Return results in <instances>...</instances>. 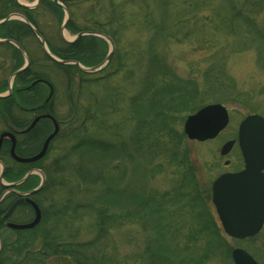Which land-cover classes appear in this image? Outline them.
<instances>
[{
    "label": "rangeland",
    "instance_id": "rangeland-1",
    "mask_svg": "<svg viewBox=\"0 0 264 264\" xmlns=\"http://www.w3.org/2000/svg\"><path fill=\"white\" fill-rule=\"evenodd\" d=\"M19 1L32 6L30 14L41 30L40 37L32 35L36 38L18 33L19 40L25 48L26 42V53L36 63L49 61L41 38L61 47L60 25L65 15L45 3L36 5V0ZM67 6L78 30L103 31L116 47L109 62L95 72L59 69L55 63L50 69L41 68L52 74L55 109L60 118L69 119L70 127L69 134L52 145L54 214L48 237L62 243L88 242L87 253L102 264H148L149 247L160 244L167 257L163 264H175L183 243L179 228L185 231L189 224L206 220L199 208L205 198H179L176 193L183 169L189 168L190 159L203 182L198 190L205 192L220 165L221 145L235 136L245 116L264 115V0H71ZM6 11L19 13L13 8ZM65 33L69 40L76 35L69 30ZM95 45L84 53V61L95 64L111 48L104 39ZM22 63L20 59L18 66ZM13 67L12 50L0 45V77L8 79ZM163 86L162 105L157 110L167 115L158 124L136 113L133 102L136 99L143 110L146 100L157 94L151 88ZM67 99L68 115L63 106ZM212 103L227 108L229 123L211 140L188 139L183 131L185 117ZM82 138L127 148L133 159H113L110 167L120 164L126 169L123 182L132 191L165 195L166 200L156 205L159 213L109 207L113 221L100 235L96 209L86 205L92 200L96 207L105 204L102 192L76 180L75 168L81 163L89 165L96 156L84 150L81 159L73 147ZM76 204L80 206L77 211ZM32 236L36 245L41 234L36 231ZM258 244L264 249V237L250 244L254 252V248L259 251ZM191 248L199 254L220 247ZM49 264L70 262L51 258Z\"/></svg>",
    "mask_w": 264,
    "mask_h": 264
},
{
    "label": "flooded vegetation",
    "instance_id": "flooded-vegetation-1",
    "mask_svg": "<svg viewBox=\"0 0 264 264\" xmlns=\"http://www.w3.org/2000/svg\"><path fill=\"white\" fill-rule=\"evenodd\" d=\"M22 32L0 30V39L11 40L14 39L11 35L16 36ZM25 33H30V37L34 35L32 30L25 31ZM14 40L26 52L29 50L25 41L26 48L21 44V41ZM0 45L4 49L10 47L8 49L11 50L13 46H16L10 42H0ZM18 51H20L19 48ZM43 54L49 61L38 60L36 63L28 54V65L11 82L10 77L8 79L0 77V264L7 259L20 258L19 255L7 254L10 251L5 250V245L9 247L12 242L16 243L22 236L30 237L36 231H40L41 234L43 228H45L46 233L50 234L52 232V230L50 232L54 214L52 145L57 138L68 135L70 127L69 119L60 118L63 116H60L55 109L52 74L48 70L44 76L40 77L28 73L29 70L35 67L50 69L53 66L55 61L50 59L44 50ZM2 59H5V57H2ZM19 60L18 56L14 57V67L11 75L16 69L25 65L26 60L21 66L14 69ZM62 65L72 64L64 63ZM25 72L26 75L19 76ZM68 103V99L65 100L64 104L62 103L65 108L67 107V115L69 114ZM55 122L58 125L56 136L50 141L44 155L33 159L40 153L47 137L54 130ZM238 130L239 126L235 136L227 139H234L236 142L228 154L221 157L220 165L212 173L209 187L205 188V192L198 190L203 182L197 178V169L194 168L195 164L190 159L189 168L183 169L184 174L182 175L184 178L180 180L181 185L177 188L176 193L179 198H196L197 196L205 198L199 208L203 210L206 220L189 224L185 231L181 227L179 228L178 233L181 234L180 238L183 243H181V247H178L175 264H237L235 261L236 256L233 253L237 248L247 251L255 262H247L246 264H264V249L260 245L263 241L257 245L259 251L254 248V252L252 245H250L256 238L264 237V224L252 236L242 239L232 237L225 231L217 214L216 206L212 201L214 180L221 174L236 173L245 167L243 152L237 142ZM233 155H236L237 158H233ZM206 199H208L210 205H208ZM34 204L41 212L40 222L36 226L24 229L11 226V224L31 222L37 214ZM42 223L44 224L42 225ZM22 232L24 234H21ZM199 245L220 248L214 249V252L207 250L205 253L193 254L191 247Z\"/></svg>",
    "mask_w": 264,
    "mask_h": 264
},
{
    "label": "trees",
    "instance_id": "trees-1",
    "mask_svg": "<svg viewBox=\"0 0 264 264\" xmlns=\"http://www.w3.org/2000/svg\"><path fill=\"white\" fill-rule=\"evenodd\" d=\"M42 4L50 5L52 8L56 9L63 15V11L60 7L55 5L51 0H42ZM9 4L12 7H9ZM17 10L27 16L31 22L37 27L38 24L36 23L35 19L30 14V10L26 9L16 3L15 0H0V19L5 17L9 12H4V10L10 9ZM13 11V10H12ZM0 30L6 32H14V31H29L30 28L23 23L22 21H13L10 20L0 26ZM67 30L78 33V28L73 24V21L69 20L67 23ZM88 30V29H86ZM12 38L19 40L18 34L16 36L11 35ZM96 40L98 38L90 35H85L80 37L74 43H68L61 39V47L54 46L53 42H48V45L51 51L63 59H77L85 65H93L83 60L84 53H89L92 47H96ZM20 41V40H19ZM10 48V47H9ZM12 52L14 57H17L23 60L22 54L18 51L17 48H12ZM101 60V59H100ZM99 60V61H100ZM59 69H66V68H73L74 71H80L78 67L75 65H68L64 66L59 63H55ZM18 68V65L14 68ZM35 75L37 77L44 76V72L39 67H35L32 70H29L28 73ZM26 75L25 73L20 74L19 76ZM34 76V77H35ZM152 80V79H151ZM153 86V83L151 85ZM163 87H157L156 89L151 88V91H156L157 94H152L149 99H147V103L145 104L143 110L138 108L136 99L133 102L134 111L138 114L148 115L152 117L155 121H158V124L161 120L164 121L165 116L167 115L165 111L157 110V107L162 105V100L159 98V94ZM184 94V93H183ZM158 95V96H157ZM163 110V109H162ZM162 121V122H163ZM143 122V121H142ZM158 124L157 127H158ZM143 124H139V128H141ZM161 126V125H160ZM143 139V137H142ZM89 144V145H87ZM110 145V144H108ZM75 150L80 152V156H83V152H94L95 157H93L90 161L91 163L88 164H80L75 168L76 180L78 183H83L88 186H96L99 187L102 196L101 199L105 200V204L99 205L96 207V202L94 200L90 201L86 206L89 208H95L96 213L98 215V226L100 228V235L104 234L107 230V224L113 221V215L109 213V207L112 208H119L123 209L124 207L134 209L137 212L146 211L150 215L158 214V208H156L157 203L161 205L166 197L163 196H154V195H145L140 194V191L137 193L130 189V185L125 184L123 182V178L126 174V169L120 165L116 164L114 167H110V163L113 159H118L120 157L127 156L129 161L133 159L131 153L128 151L127 148L120 146V147H107V144L99 139L95 140H88L87 138H82L80 141L77 142L76 145L73 147ZM134 156V153H133ZM170 157L173 159L176 158L175 154H171ZM81 159H84L83 157ZM84 166V167H83ZM116 168V169H115ZM58 169V168H56ZM61 170V169H60ZM116 171V173L114 172ZM121 184V186H120ZM132 191V192H131ZM161 198V199H160ZM159 200V202H157ZM170 202H173L172 199ZM101 204V203H100ZM80 206L76 204L74 210L77 211ZM147 207V210H145ZM162 210V209H161ZM145 212V213H146ZM157 212V213H156ZM56 215V213H55ZM153 215V216H154ZM45 223V221H44ZM42 223V225L44 224ZM41 225V224H40ZM40 233V231H39ZM21 234H24L23 232ZM41 239L39 238L36 245H33V236L24 237L22 236L16 243L12 242L9 247L5 245V250L10 251L11 255H19L20 258L16 259H7L2 264H49V260L51 258H57L60 260H68L70 264H102L96 262L88 253L87 249L89 247L88 242H79V241H71L70 243H62L58 242L56 237L49 238L48 234L43 228L41 233ZM149 262L148 264H163L167 257L164 253V250L160 244L156 246L149 247Z\"/></svg>",
    "mask_w": 264,
    "mask_h": 264
},
{
    "label": "water",
    "instance_id": "water-1",
    "mask_svg": "<svg viewBox=\"0 0 264 264\" xmlns=\"http://www.w3.org/2000/svg\"><path fill=\"white\" fill-rule=\"evenodd\" d=\"M19 4L26 8H31V5L21 3ZM66 13V18L61 25V36L67 42H74L84 33L103 37L111 43V50L103 59V61L95 66H84L76 60H61L51 54L45 44V40L41 38L43 48L47 55L54 61L60 63H73L85 72H93L100 69L111 58L115 50V43L106 34L98 31L79 32L73 40H67L64 36L66 24L70 18L68 8L60 1L53 0ZM40 0H36L38 5ZM12 17H18L23 20L31 30L40 37L35 26L20 13H11L4 19L0 20V24L8 21ZM14 42L10 39L0 40V42ZM25 55V65L15 71L11 79L19 72L23 71L29 63V59L21 46H18ZM1 96V95H0ZM229 121V114L227 108L220 103L208 104L196 112L189 114L184 121V132L191 140L205 141L216 137L221 130H223ZM58 125L55 122L54 130L47 137L44 146L40 153L33 157V159L40 158L44 155L51 139L56 135ZM239 143L243 151L246 162V167L243 171L235 174H224L216 179L213 185V201L217 207L220 219L223 222L226 231L237 238H245L256 234L264 223V117L258 114H250L246 116L240 123L238 133ZM234 140L227 141L221 147V154L225 155L233 146ZM31 160V159H23ZM250 186L248 188L247 186ZM19 202V201H18ZM37 214L36 217L26 224H11L15 228H32L41 218L40 209L34 204ZM237 264H246L252 262L253 259L249 254L240 248L234 250ZM254 262V261H253ZM255 263V262H254Z\"/></svg>",
    "mask_w": 264,
    "mask_h": 264
},
{
    "label": "bare ground",
    "instance_id": "bare-ground-1",
    "mask_svg": "<svg viewBox=\"0 0 264 264\" xmlns=\"http://www.w3.org/2000/svg\"><path fill=\"white\" fill-rule=\"evenodd\" d=\"M65 37H67V36H66V33H65Z\"/></svg>",
    "mask_w": 264,
    "mask_h": 264
}]
</instances>
